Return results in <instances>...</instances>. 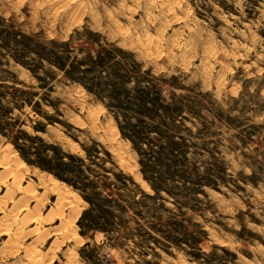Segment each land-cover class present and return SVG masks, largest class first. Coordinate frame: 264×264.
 <instances>
[{
	"label": "rangeland",
	"instance_id": "obj_1",
	"mask_svg": "<svg viewBox=\"0 0 264 264\" xmlns=\"http://www.w3.org/2000/svg\"><path fill=\"white\" fill-rule=\"evenodd\" d=\"M0 264H264V0H0Z\"/></svg>",
	"mask_w": 264,
	"mask_h": 264
},
{
	"label": "bare ground",
	"instance_id": "obj_2",
	"mask_svg": "<svg viewBox=\"0 0 264 264\" xmlns=\"http://www.w3.org/2000/svg\"><path fill=\"white\" fill-rule=\"evenodd\" d=\"M5 170H6V168H5ZM63 195V194H62ZM30 198V197H29ZM27 211V210H26ZM24 213H27V214H24ZM22 212V213H20V212H18L17 214H16V216H15V218H16V220L15 221H18V219L19 220H22V222L24 223V221H26V219L25 218H27L28 216H29V213L28 212ZM76 215V214H75ZM77 216V215H76ZM71 220V219H70ZM19 222V221H18ZM27 222V221H26ZM31 223V222H30ZM69 225H71V222H70V224ZM17 231V230H16Z\"/></svg>",
	"mask_w": 264,
	"mask_h": 264
},
{
	"label": "trees",
	"instance_id": "obj_3",
	"mask_svg": "<svg viewBox=\"0 0 264 264\" xmlns=\"http://www.w3.org/2000/svg\"><path fill=\"white\" fill-rule=\"evenodd\" d=\"M156 192H158V189L157 188H153Z\"/></svg>",
	"mask_w": 264,
	"mask_h": 264
}]
</instances>
